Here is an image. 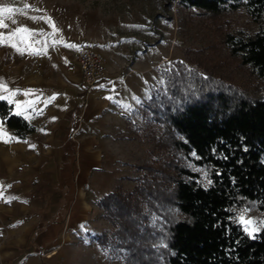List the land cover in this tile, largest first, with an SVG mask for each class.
<instances>
[{
    "label": "rangeland",
    "instance_id": "rangeland-1",
    "mask_svg": "<svg viewBox=\"0 0 264 264\" xmlns=\"http://www.w3.org/2000/svg\"><path fill=\"white\" fill-rule=\"evenodd\" d=\"M2 7L18 9L0 18L9 31L27 29L19 33L21 37L53 41L70 58L85 44L102 55L110 72L119 73L133 65L146 71L149 96L130 118L134 123L129 134L136 136L131 163L121 166L120 178L109 191H118L126 200L140 204L133 215L138 229L130 246L133 252H128L122 239L112 238L115 226L98 206L107 223L102 232L107 240L104 253L97 255L101 258L97 264H166L168 221L171 215L182 217L166 203L171 199L174 179L184 177L178 168L197 173L196 179L203 186L209 185L210 177L208 169L195 162V155L173 145L165 132L168 98L165 102L162 97L166 94L164 75L172 69L182 73L184 91L192 95L199 92L202 98L218 92L232 100L238 96L264 98V81L230 52L226 40L228 33L246 37L261 30L264 13L254 16L243 5L210 13L183 6L178 0H0ZM139 76L137 71L125 83ZM212 101L216 104L214 98ZM147 165L153 169L145 168ZM153 179L160 181L163 193L152 190ZM147 183L151 189L140 191ZM235 213L238 220L243 216L253 221L248 233L264 229V210L255 203L244 204ZM88 241L95 243L94 237ZM88 260H93L91 254Z\"/></svg>",
    "mask_w": 264,
    "mask_h": 264
},
{
    "label": "crops",
    "instance_id": "crops-1",
    "mask_svg": "<svg viewBox=\"0 0 264 264\" xmlns=\"http://www.w3.org/2000/svg\"><path fill=\"white\" fill-rule=\"evenodd\" d=\"M14 33L0 29V96L35 130L19 138L0 118V264H97L104 250L88 240L107 223L96 201L131 163L130 118L149 96L146 71L105 67L88 90L61 46Z\"/></svg>",
    "mask_w": 264,
    "mask_h": 264
},
{
    "label": "trees",
    "instance_id": "trees-1",
    "mask_svg": "<svg viewBox=\"0 0 264 264\" xmlns=\"http://www.w3.org/2000/svg\"><path fill=\"white\" fill-rule=\"evenodd\" d=\"M178 2L210 13L235 10L241 5L254 16L264 13V0ZM226 40L230 52L264 81V27L246 37L228 33ZM164 77L163 90L167 95L163 93L162 97L168 98L165 132L173 145L186 154L193 153L195 162L206 167L210 177L209 185L203 186L196 179L197 173L178 168L184 177L174 179L172 196L166 203L182 217L171 215L168 221L166 264H264V229L253 234L246 232L235 213L236 208L249 202L264 210V98L238 96L232 100L222 92L202 98L199 92L192 95L184 91L182 73L172 69ZM14 113L13 104L0 99L2 123L24 139L34 132L35 126ZM145 168L153 169L150 165ZM153 182L152 190L163 193L160 181ZM141 186L140 191L151 189L149 183ZM96 204L115 226L112 238L122 239L132 253L130 246L138 230L133 215L140 204L126 200L118 191L104 194ZM105 235L94 236L102 249Z\"/></svg>",
    "mask_w": 264,
    "mask_h": 264
},
{
    "label": "built area",
    "instance_id": "built-area-1",
    "mask_svg": "<svg viewBox=\"0 0 264 264\" xmlns=\"http://www.w3.org/2000/svg\"><path fill=\"white\" fill-rule=\"evenodd\" d=\"M66 69L69 71L78 70L88 90L98 84L105 74L102 55L85 44H81L72 54Z\"/></svg>",
    "mask_w": 264,
    "mask_h": 264
},
{
    "label": "snow or ice",
    "instance_id": "snow-or-ice-1",
    "mask_svg": "<svg viewBox=\"0 0 264 264\" xmlns=\"http://www.w3.org/2000/svg\"><path fill=\"white\" fill-rule=\"evenodd\" d=\"M25 7H27V5ZM14 11H18V9H13L12 7H2V8H0V17H3L6 14L13 13ZM9 18H11V17H9ZM7 27H8V25L4 23V20L2 18H0V29L7 28ZM26 31H27V29H25V28H18V29H16V33H14L13 35L19 34V33H23V32H26ZM12 38H13L12 36H9L7 39L11 40ZM4 42H5V39L3 37H0V43H4ZM12 46L13 47H17V45L15 43H13ZM17 50L23 51V49H20V48H17ZM37 54H38V52H37ZM0 90L6 91L7 89L4 88V85L0 84ZM9 95L10 96L11 95H15V93H10ZM7 98L8 97L0 96V99H7ZM20 108H21V105L18 103L17 104V109H20ZM14 114L15 115H20L21 111L18 110ZM5 135H7V134L5 133ZM239 220H240V223L244 226V230L246 232L249 231L248 226L251 225L253 223V221L247 220L243 216H241L239 218Z\"/></svg>",
    "mask_w": 264,
    "mask_h": 264
}]
</instances>
